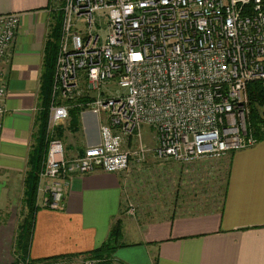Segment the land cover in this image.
Instances as JSON below:
<instances>
[{
  "label": "built area",
  "instance_id": "built-area-1",
  "mask_svg": "<svg viewBox=\"0 0 264 264\" xmlns=\"http://www.w3.org/2000/svg\"><path fill=\"white\" fill-rule=\"evenodd\" d=\"M47 104L46 149L35 199L61 206L74 174L125 172L144 161L219 158L257 140L248 127L246 85L264 81V0H59ZM19 17L0 14L1 64ZM115 83L119 89L111 90ZM71 108L101 120L98 142L65 158L55 128ZM153 128L154 144L141 140ZM122 211L133 214L124 199ZM82 257L80 264H95Z\"/></svg>",
  "mask_w": 264,
  "mask_h": 264
},
{
  "label": "crops",
  "instance_id": "crops-1",
  "mask_svg": "<svg viewBox=\"0 0 264 264\" xmlns=\"http://www.w3.org/2000/svg\"><path fill=\"white\" fill-rule=\"evenodd\" d=\"M58 3L0 0V14L15 12L19 17L9 60L1 64L6 110L0 116V264H18L12 256L15 225L1 213L16 198L22 202V180L35 142L43 48ZM94 118L85 112L74 131L67 128L69 117L57 126L59 133L55 128L65 158L98 142L101 120ZM222 159L223 184H213L208 195L199 194L197 184L186 190L181 181L174 192L168 190L179 166ZM150 160L130 164L126 175L97 167L72 175L57 209L43 206L46 194L40 193L27 258L56 256L40 264H80L82 253L105 242L117 221L119 235L108 264H264V138L219 158ZM125 198L133 204L132 215L122 211Z\"/></svg>",
  "mask_w": 264,
  "mask_h": 264
},
{
  "label": "trees",
  "instance_id": "trees-1",
  "mask_svg": "<svg viewBox=\"0 0 264 264\" xmlns=\"http://www.w3.org/2000/svg\"><path fill=\"white\" fill-rule=\"evenodd\" d=\"M59 13L55 14V20L52 28L47 34V38L43 48V58L39 79V100L36 112V134L34 137V146L28 154V170L25 172L22 180V203L23 210L20 220L17 222L13 241L12 256L14 263L37 264L45 263L48 260L56 258L48 257L38 260L27 258L30 235L33 226V215L37 206L35 205V194L37 184V172L41 166L45 149V128L47 116V104L49 99V89L51 82V74L55 53V39L58 35ZM246 97L248 106V127L251 134L256 140L264 138V118L261 111L264 110V81L252 80L246 85ZM79 109L71 108L69 110V120L67 128L71 131L77 129ZM61 128L56 127V132H60ZM119 235V223L115 221L110 227L108 237L105 242L98 247L83 252L86 258L96 260L95 264H108L109 256L114 249V241Z\"/></svg>",
  "mask_w": 264,
  "mask_h": 264
},
{
  "label": "rangeland",
  "instance_id": "rangeland-1",
  "mask_svg": "<svg viewBox=\"0 0 264 264\" xmlns=\"http://www.w3.org/2000/svg\"><path fill=\"white\" fill-rule=\"evenodd\" d=\"M113 89H119L117 87V85L115 83H113L111 85V90L113 91ZM95 117V116H94ZM83 120V119H81ZM94 120H96L94 118ZM140 135H141V140L142 142L148 147L151 148L154 144V139H153V135H154V131L153 128H151L150 126L147 125H142L139 129ZM62 142V146H63V139L61 140ZM147 158V160L144 162L142 161L139 164H148L151 162V157L154 158L152 156L151 152H148L147 155L145 156ZM144 162V163H143ZM161 163H163L162 161H159ZM224 161L219 160H203L202 162L198 161L195 163H191L189 165L186 166H179L180 170L179 171H174L172 178H174V182H170V184L168 185V190L172 193L176 190V187H178V183H180L181 181V185L185 187L186 190H193V188L196 186V184L200 187L199 190V194H206L208 195L209 190L211 189V186L214 188V186L217 185L216 188H220L223 184V175H224ZM182 170V172H181ZM129 172V167L127 169V171H125V175ZM167 183L165 182L164 186ZM216 184V185H213ZM160 188L162 190V186L160 185ZM155 196H157V194L159 195L160 190L156 189L155 190ZM130 194L128 193V198L130 199ZM134 197V195H133ZM156 199V197H155ZM131 205H133L131 203ZM133 207V206H132ZM23 210V203L21 202V200L19 199H15V201L13 202V204H11V206H8V208L6 210H4L1 213V217H3L4 219H7V217H9L10 222H13L15 227L17 222L20 220V216H21V212Z\"/></svg>",
  "mask_w": 264,
  "mask_h": 264
},
{
  "label": "water",
  "instance_id": "water-1",
  "mask_svg": "<svg viewBox=\"0 0 264 264\" xmlns=\"http://www.w3.org/2000/svg\"><path fill=\"white\" fill-rule=\"evenodd\" d=\"M261 116L264 118V110L261 111Z\"/></svg>",
  "mask_w": 264,
  "mask_h": 264
}]
</instances>
